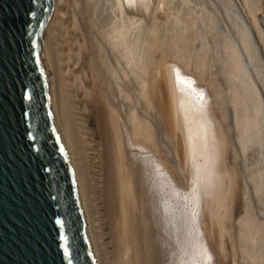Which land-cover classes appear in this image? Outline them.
<instances>
[{"label":"bare ground","instance_id":"1","mask_svg":"<svg viewBox=\"0 0 264 264\" xmlns=\"http://www.w3.org/2000/svg\"><path fill=\"white\" fill-rule=\"evenodd\" d=\"M43 53L96 264H264V0H53Z\"/></svg>","mask_w":264,"mask_h":264},{"label":"water","instance_id":"2","mask_svg":"<svg viewBox=\"0 0 264 264\" xmlns=\"http://www.w3.org/2000/svg\"><path fill=\"white\" fill-rule=\"evenodd\" d=\"M52 3L0 0V264H96L51 107Z\"/></svg>","mask_w":264,"mask_h":264},{"label":"snow or ice","instance_id":"3","mask_svg":"<svg viewBox=\"0 0 264 264\" xmlns=\"http://www.w3.org/2000/svg\"><path fill=\"white\" fill-rule=\"evenodd\" d=\"M176 83L179 84L181 88L187 89L188 91L192 92L196 96L197 99L202 98V93H199L198 91L195 90L194 82L191 80V78L183 77L177 72ZM205 252H206V249H205ZM66 254H67V251H66ZM211 259L212 258L210 254L206 253V258L203 261H193L192 264H210Z\"/></svg>","mask_w":264,"mask_h":264}]
</instances>
